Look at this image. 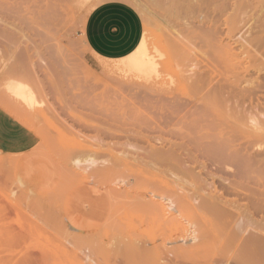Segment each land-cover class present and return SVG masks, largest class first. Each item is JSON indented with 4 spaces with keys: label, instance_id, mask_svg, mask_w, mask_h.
Listing matches in <instances>:
<instances>
[{
    "label": "rangeland",
    "instance_id": "obj_1",
    "mask_svg": "<svg viewBox=\"0 0 264 264\" xmlns=\"http://www.w3.org/2000/svg\"><path fill=\"white\" fill-rule=\"evenodd\" d=\"M111 1L127 3L138 12L149 47L161 49L164 60L173 63L171 75L177 72V64L191 66L193 58L200 66L213 63L218 78L235 76L241 66L258 65L237 49L264 48V0H80L79 4L76 0H0V21L20 26V30L0 27V110L36 139L30 152H0V264H78L74 255L64 252L65 240L75 237L76 253L91 248L89 264H264L263 259L254 258L255 253L240 258L244 237H230L225 223L204 216L202 204H178L169 224L158 218L154 206L168 199L169 193L174 195L156 185L167 179L164 174L149 169L153 177L145 174V181L136 173L121 171L91 176L90 168H85L89 165L86 157H81L77 168L72 166L77 153L86 151L88 143H97L92 138L98 129L106 132L103 145L129 141L139 149L159 147L157 139H168L169 131L178 134L175 143L186 142L179 136L185 130L177 129L189 123L181 120L183 113L158 108L155 101L147 104L154 94L137 87L139 80L123 79L112 59L93 56L87 50L82 38L85 17L92 7ZM200 15L213 21L204 20V30L211 27V43L206 37L203 44L187 35ZM170 41L176 44L171 46L173 52L179 47L180 54L170 55ZM223 45L236 48L234 56L216 51ZM175 54L184 55L178 63ZM259 70L252 78L264 76V66ZM15 76L33 90L32 107L6 91ZM189 94L172 89V96L183 102L191 99ZM198 124L193 131L197 135L204 126ZM80 141L86 148L78 146ZM64 148L75 149V153ZM115 149L136 152L129 147ZM106 158L95 157L98 165L91 170L100 168ZM195 158L204 163L202 157ZM195 173L204 176V169L197 168ZM117 178L130 180V186L122 189L133 194L132 200L125 193L124 198L109 201L106 191ZM191 190L193 196H204L200 190ZM73 230L77 236L71 235ZM138 247L145 249L141 256L134 255Z\"/></svg>",
    "mask_w": 264,
    "mask_h": 264
},
{
    "label": "bare ground",
    "instance_id": "obj_2",
    "mask_svg": "<svg viewBox=\"0 0 264 264\" xmlns=\"http://www.w3.org/2000/svg\"><path fill=\"white\" fill-rule=\"evenodd\" d=\"M79 2L80 0H76V4H79ZM96 7H92L90 11ZM196 20L199 23H193L195 25L190 28L191 32L187 35H190L194 40H200L199 42L204 44V39L205 37L209 39L208 35L211 30L210 26H207L208 28L204 30V20L208 23L213 21L210 18H205L204 15L198 16ZM0 27L20 30L19 25H9L1 21ZM215 36L217 37V34ZM209 41L211 43V38ZM170 42L172 45H169V47L173 44L176 45L174 42ZM178 49L174 52L180 54V49ZM237 50L240 51L241 55H249L250 59L248 61L264 66V48L248 45ZM170 51V55L173 54L174 56L172 47ZM216 51H224L234 56L236 48L223 45L222 48ZM179 54L177 55L179 56ZM178 56L176 57L175 54L177 63L178 59L184 55ZM202 56L204 57V54ZM164 57L165 55L161 49L149 47L147 36L143 33L140 43L131 54L120 59H113L111 62L114 63V69L119 72L123 79L134 77L140 82L137 87L143 88L142 91L146 88L145 93L151 91L154 94L153 99H149L146 102L147 104L151 105L155 101L158 108L169 107L175 110L174 112L183 113L181 120H189V123L184 122L182 127L180 125L176 128L185 130V133L182 132L183 135H179L182 138L178 137V139H185L186 142L183 144L175 143L174 140H176L178 134L169 131L168 139H157L160 142L159 147L150 146L148 149H139V147L136 146V148L135 145L129 144V141L118 146H116L117 144L103 145L104 138L102 136L106 132L98 129L96 131L98 134L92 138L97 139V143L94 145L88 143L89 147L86 151L79 152L76 150L79 153L75 155L72 166L77 168L82 161L81 157H86L89 165L85 168H90L91 176L94 174L104 175L105 173L113 175L121 171L136 173L142 178L145 174L151 176L149 169L151 173L156 174L158 172L159 176L164 174L167 179L155 184H160L164 187V190L170 191L174 195L169 193L168 199L165 198L166 200L163 199V203L159 206H154L158 218H164L167 222L174 216L173 212L176 211L178 206L192 204L199 207V204H202L204 205V216L225 223L230 228V237H244L245 242L239 251L240 258L245 259L246 256L249 257L252 253H255L254 258L264 260V76L252 78L260 70L258 65H251L245 69L241 66L239 68L241 72L231 78H218L215 75V68H212L213 63L212 65L207 63L200 66L199 62L194 64V58L191 60V66L189 64V67H187L188 65L177 64L175 66L177 72L171 75L169 71L174 65L170 61L166 62ZM203 57L200 58L204 60ZM164 77H168L169 80L165 81ZM11 78L12 80L6 84L8 94L26 106L32 107L35 103L33 90L20 78L17 79L16 76ZM153 87H159L162 90L156 91ZM172 89L190 92L191 99L185 100L186 102L176 99V95L175 97L172 96ZM198 123H204V126L201 131L198 127L197 131L199 132L197 135V132L193 131L197 129L196 125H200ZM200 141H204V143ZM83 143H78V146L86 148L82 145ZM86 143L84 145H87ZM104 146L107 148L103 151V154H98L99 151L105 148ZM189 146L193 147L189 148ZM92 147L95 149H92ZM116 147H129L136 149V152H126L125 150L118 152L116 151L118 149H115ZM71 150H74L75 153V149ZM71 153L74 156V153ZM95 157L107 158L103 160L104 163L99 165L100 168L91 170L92 167L98 165ZM195 157H202L204 163H199ZM188 163L189 165L190 163L196 164V169H204V176L195 173L196 169L187 167ZM141 167H146L148 170H143ZM164 176L161 178L165 179ZM136 179V181L139 180ZM111 185L119 189H114ZM122 186L129 187L130 180L117 178L110 182V186L106 191V193L108 192L109 201L122 199L125 197V193H128L125 197L127 200L133 199V194L122 189ZM192 188L202 191L204 196L198 198L199 196H193V193L191 195ZM240 203L244 204L241 205ZM167 224H169V221ZM56 225H59L58 222H56ZM60 225H63V228L66 227L63 223ZM75 233L76 230H73L71 235L77 236ZM74 240L69 238L65 240V248L67 249L64 252L74 255L78 264H89L92 261L91 248L80 251L78 254L74 249ZM136 249L134 248V255L136 256L145 253V249ZM30 263L25 262L24 264Z\"/></svg>",
    "mask_w": 264,
    "mask_h": 264
},
{
    "label": "crops",
    "instance_id": "obj_3",
    "mask_svg": "<svg viewBox=\"0 0 264 264\" xmlns=\"http://www.w3.org/2000/svg\"><path fill=\"white\" fill-rule=\"evenodd\" d=\"M143 30L142 19L132 6L111 1L100 4L86 15L82 38L93 56L115 60L128 56L137 48ZM35 146L33 134L0 110V152L24 154Z\"/></svg>",
    "mask_w": 264,
    "mask_h": 264
}]
</instances>
